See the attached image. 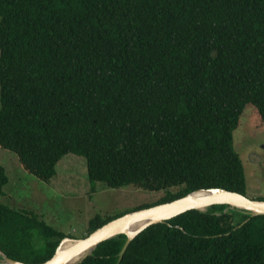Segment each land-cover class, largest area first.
Listing matches in <instances>:
<instances>
[{"label":"trees","instance_id":"1","mask_svg":"<svg viewBox=\"0 0 264 264\" xmlns=\"http://www.w3.org/2000/svg\"><path fill=\"white\" fill-rule=\"evenodd\" d=\"M246 106L264 122V0H0V147L44 183L72 154L91 182L166 191L134 210L245 195L233 131ZM208 207L148 225L122 256L127 234L109 237L77 264H264V214ZM64 236L0 201L10 259L45 262Z\"/></svg>","mask_w":264,"mask_h":264},{"label":"rangeland","instance_id":"2","mask_svg":"<svg viewBox=\"0 0 264 264\" xmlns=\"http://www.w3.org/2000/svg\"><path fill=\"white\" fill-rule=\"evenodd\" d=\"M252 111L251 106L244 108L241 121L233 131V145L243 164L245 195L264 200V122L253 121ZM0 165L8 178L0 189L1 202L16 209H32L48 224L73 237L84 236L95 217L123 215L166 195V191H144L133 186L111 189L102 182H91L86 159L72 154L65 155L58 164L53 180L56 182L52 184L26 172L17 156L2 147ZM239 216L235 214V220ZM0 262H5L1 254Z\"/></svg>","mask_w":264,"mask_h":264},{"label":"water","instance_id":"3","mask_svg":"<svg viewBox=\"0 0 264 264\" xmlns=\"http://www.w3.org/2000/svg\"><path fill=\"white\" fill-rule=\"evenodd\" d=\"M202 191H211V192H219L220 198L216 200L206 201L204 204L208 206L214 204H227L228 206H238L242 207L245 211L250 213L251 215L254 214H264V200H255L250 199L245 195H241L236 192H230L224 189H209V190H202ZM198 192V191H197ZM196 193V192H194ZM181 198L175 199L164 203L155 204L146 208H141L137 210H133L127 212L119 217L108 221L107 223L98 226L94 230H92L89 234L81 237H70L64 236L62 237L59 245L56 248L54 255L49 258L47 261L39 263V264H77L83 261L85 258L92 253L94 248L103 240L117 235L119 233L127 234V240L122 248L121 256L127 250V246L129 241L143 228L147 227L148 225L159 222L169 217L175 216L179 213L186 212L191 209H199V207L194 205H184L178 204V202L182 200H186L192 194ZM200 210V209H199ZM134 221H140V223L136 224ZM74 239L75 242L72 247L67 248L66 251L61 248V243L64 239ZM82 251H84V255L78 261H74L71 263L69 262L74 256H77ZM86 251V252H85ZM3 258L6 261H10L11 264H27L24 262H20L17 260L10 259L9 257L5 256L3 253L0 252Z\"/></svg>","mask_w":264,"mask_h":264},{"label":"bare ground","instance_id":"4","mask_svg":"<svg viewBox=\"0 0 264 264\" xmlns=\"http://www.w3.org/2000/svg\"><path fill=\"white\" fill-rule=\"evenodd\" d=\"M219 198H220L219 192L202 191V192H198V193L191 195L186 200H182V201L178 202V204L194 205V206L199 207L200 210H203V209L207 208V205L204 204L206 201L216 200ZM134 223L136 225V224L140 223V221L139 222L134 221ZM75 242H77V241H75L74 239H68V238L64 239V241L61 243V248H63V250L66 251L67 248L72 247ZM83 253H84V251H82L77 256H74L67 263L78 261L85 254V253L84 254ZM0 264H11V263H10V261L5 260V262H2V263L0 262Z\"/></svg>","mask_w":264,"mask_h":264}]
</instances>
